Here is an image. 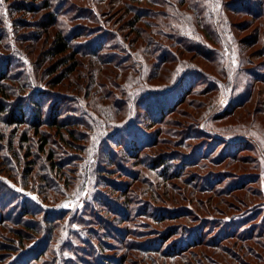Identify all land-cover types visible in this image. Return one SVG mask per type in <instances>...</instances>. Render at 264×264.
Listing matches in <instances>:
<instances>
[{"label":"trees","instance_id":"obj_1","mask_svg":"<svg viewBox=\"0 0 264 264\" xmlns=\"http://www.w3.org/2000/svg\"><path fill=\"white\" fill-rule=\"evenodd\" d=\"M218 1L221 7L214 20L210 15V4L205 0H125L130 12V29L142 39L138 44L128 41L126 34H120L100 23L102 20L97 9L76 5L72 0L0 2V264H135L138 259L132 261L131 254L139 252L140 247L147 254L148 251L156 252L155 249L140 246L130 238L132 233H138L130 228V219L138 212L142 214L138 208L131 212L132 193L123 195L125 191L118 184L106 182L109 181L106 174L116 170L115 167H118V174L127 173L124 171V158L128 156H139L138 162L145 165L146 162L140 157V149L146 143L144 146L133 144L132 150L126 149L130 153L124 158L122 153L115 154L112 149L98 152L97 148L104 137H113L130 129L128 127L134 122L137 103L146 98L153 102L152 106L146 108L149 110L154 107L151 111L156 118L154 122L165 121L166 103L160 98L178 89L182 79L191 71L202 76L210 75L215 83L221 82L226 89L228 80L213 75L197 63L180 64L179 68H174L172 78L171 71L163 75L164 81L160 84L150 81V78L152 80V77H157V73L152 75L148 71L149 66H159L167 71L168 63H179L184 51H199L200 55L210 61L218 58L217 47L191 41L194 39L189 40L187 34L189 32L194 36L202 33L208 42L223 44V40L230 45L226 27L222 24L228 27L234 25L229 21L224 22L221 12L235 3L244 2V7L238 13L252 16L258 21L257 25L264 26V0ZM182 6L185 12V9L181 10ZM189 9L192 12L187 11ZM18 13L21 15L17 23L37 28L30 31L36 42L29 52L40 47L38 40L44 36L49 43L43 51L51 55L47 62L57 61L65 65L66 69L60 79L54 77L56 70L48 68L46 62L34 64L30 59L26 41L19 37L16 27L11 28L14 25V14ZM25 13L36 18L28 22L22 17ZM79 18L90 23H67ZM260 29L254 28L255 31ZM255 35H259V32H255ZM232 52L230 48L229 62ZM142 53L150 55L155 62L150 64L143 55L140 57ZM93 57L106 69L103 76L108 80L112 76L108 73L112 74L115 67L120 71L122 81L114 84L120 89L121 95L113 98L110 103L107 100L111 99L112 91L104 93L103 100L98 99L88 81H82L89 74L83 76L78 71L82 65L78 60L84 58L90 63ZM217 72L224 74L226 70L218 69ZM74 76L76 79L80 76L82 82L73 80ZM62 79L68 81L62 83ZM61 83L63 89L74 85L72 92L53 88ZM67 83L68 86L65 85ZM81 91L100 110L92 108L88 101L84 103ZM174 109L172 107L170 110ZM120 113L124 114L123 121H118ZM238 136L250 137L259 146L257 139L247 132ZM161 142L163 146L165 143L162 140L155 145ZM162 150L149 154L154 156L153 161L164 166L161 168L164 179H173L177 176L173 174L174 170L164 169L174 166L175 157ZM29 160L30 165H27ZM38 161V172L32 178L31 166L34 167ZM77 166L83 171V176L73 177L72 169ZM156 170L160 172V169ZM133 175L136 177V174ZM92 178L102 186H110L112 193L94 191L90 201L84 203L82 208L67 207L66 203L72 198L77 199L86 182L92 181ZM216 190L220 191L218 188ZM186 191L181 196L186 198ZM212 191L215 192V189ZM115 192L121 198L111 196ZM51 193L59 197L48 202ZM183 206L186 215L178 216L187 217L188 220L197 218L194 214L198 210H194L196 212L193 214L189 205ZM125 209L128 210L126 213ZM38 213L43 214V219L34 217ZM146 215L149 216L148 213ZM220 221H224V217H220ZM120 230L124 231L123 235L119 234ZM199 241L193 244L199 245ZM120 248H124L122 253H119ZM176 248V251L166 256L174 259V256L186 255L184 249L187 248ZM199 260L195 264H206Z\"/></svg>","mask_w":264,"mask_h":264},{"label":"rangeland","instance_id":"obj_2","mask_svg":"<svg viewBox=\"0 0 264 264\" xmlns=\"http://www.w3.org/2000/svg\"><path fill=\"white\" fill-rule=\"evenodd\" d=\"M72 1L76 5L97 9L102 20L100 23L120 34H126L128 41L141 43L142 39L130 29V12L126 8L125 0ZM205 2L210 4V15L215 20L221 3L218 0H205ZM243 7L244 2H239L221 12L224 22L229 21L234 25L228 27L222 24L224 28H227L225 30L230 45L223 40L221 41L223 44H213L208 42L202 33H196L193 36L188 32L189 40L193 38L194 40L191 41L218 48L219 57L214 61L200 55L199 51H184L178 65L176 62L168 63L167 71L159 66L148 67L149 73L152 75L157 73V77H152V80L150 78V81L160 84L164 81L163 75L166 76L172 71V78L174 68H179L180 64L197 63L213 75L228 80L226 89L221 82L215 83L210 75L202 76L198 72L191 71L182 79L178 89L160 98L166 103L165 121L154 122L156 118L151 113L154 107L148 108L149 110L146 108L148 105L152 106L153 102L146 98L143 102L137 103L134 122L128 127L130 129L112 134L113 137H104L97 148L98 152L112 149L115 154L122 153L124 158L130 153L127 150L130 148L132 150L133 144L144 146L146 143L140 149L142 153L140 157L146 162L145 165L138 162L139 156L124 158L126 159L124 171L128 174H118V167L106 164L116 169H109L110 172L106 174L109 181L106 182L118 184L125 191L123 195L132 193L131 212L137 208L140 213L142 212L141 215L139 212L136 213V216L130 219V228L135 232L138 231L137 234L132 233L130 238L142 247L156 250V252L148 251L147 254L140 247L139 252L131 254L132 261L135 258L138 259L135 264H195L199 259L206 264H264V151L262 152V148L264 150V26L257 25L258 21H255L252 16L238 13V10ZM184 9L182 6L181 10ZM187 11L192 12L190 9ZM14 15V25L11 28L16 27L19 37L22 41H26L28 45L26 51L30 53V59L34 64L46 62L48 68L56 70L54 77L60 79L66 67L57 61L47 62L51 55L44 52V49L48 47L49 41L47 42L42 36L41 40H38L40 47L36 51L29 52L36 42L32 39L30 31L37 28L17 23L21 13ZM22 17L28 22L36 18L30 13H25ZM67 23L88 25L90 22L79 18ZM260 26H262L261 29ZM255 27H258L260 31H255ZM255 32H259V35L256 36ZM230 48L233 50L230 56L231 62L228 61ZM142 55L150 64L155 62L150 55L142 53L140 57ZM78 61L82 63L78 68L79 73L83 76L89 74V77H84L82 80L80 76L78 79L74 76L73 80L88 81L89 87L95 90L100 100L104 99L102 96L104 93L111 90L113 97L111 96L107 103L121 95L116 84L122 79L119 75L120 71L115 66L114 72L108 73L112 75L108 80L103 76L106 69L95 57L92 61L90 60V63L84 58ZM218 69H225L226 72L218 74ZM51 76L53 74L49 77ZM65 81L68 79L61 80L62 83ZM62 83L53 88L63 89ZM65 85L68 86V83ZM69 87L63 90L72 92L74 85ZM80 93L84 103L88 101L92 108L98 109L90 97L83 96L82 91ZM127 106L129 107V104ZM172 107L175 109L171 111ZM123 115L120 113L118 121L124 120ZM78 116L81 117L80 112ZM246 132L257 139L260 147L250 137L238 138V135ZM160 140L165 144L162 146L161 142L155 145ZM161 150L175 157L174 166H167L164 169L174 170L173 174L177 176L173 179H164L161 174V168L164 166L159 165L158 161H153L154 156L149 154ZM30 161L27 165H30ZM147 163L152 164L153 167ZM39 164L40 161L34 167L31 166L32 178L38 172ZM156 169H160V172ZM82 173L78 166L72 169L73 177H78ZM52 174H55V171H52ZM133 174H136V177ZM98 183L100 182L94 178L92 181H87L80 196L69 200L66 206L73 209L82 208L84 203L90 201L94 191L112 193L110 186L107 184L102 186ZM216 188L220 189L219 193L216 192ZM212 189H215V192ZM184 191H186V198L181 196ZM111 196L121 198L118 192ZM58 197L51 193L47 200L50 202ZM183 205H189V208L193 209V214L198 210L194 214L197 218L188 220L187 217L178 216L186 215ZM126 211L128 210L125 209V213ZM147 213L149 216L146 215ZM34 217L41 220L43 214L38 213ZM212 217H217L213 220L214 222L210 220ZM220 217H224V221L218 222ZM210 223L211 226H209ZM123 233L124 231L120 230L119 234L123 235ZM195 241H199V245L193 244ZM176 247L187 248L184 249L186 255L174 256V259L167 257V253L176 251ZM120 249L119 253H122L124 248Z\"/></svg>","mask_w":264,"mask_h":264},{"label":"snow or ice","instance_id":"obj_3","mask_svg":"<svg viewBox=\"0 0 264 264\" xmlns=\"http://www.w3.org/2000/svg\"><path fill=\"white\" fill-rule=\"evenodd\" d=\"M0 2H2V0H0Z\"/></svg>","mask_w":264,"mask_h":264}]
</instances>
